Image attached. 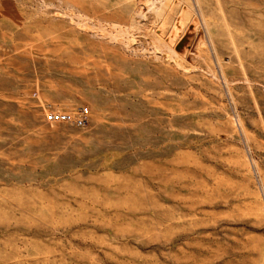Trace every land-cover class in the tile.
<instances>
[{"label":"rangeland","instance_id":"1","mask_svg":"<svg viewBox=\"0 0 264 264\" xmlns=\"http://www.w3.org/2000/svg\"><path fill=\"white\" fill-rule=\"evenodd\" d=\"M0 264H264V0H0Z\"/></svg>","mask_w":264,"mask_h":264},{"label":"built area","instance_id":"2","mask_svg":"<svg viewBox=\"0 0 264 264\" xmlns=\"http://www.w3.org/2000/svg\"><path fill=\"white\" fill-rule=\"evenodd\" d=\"M87 121L86 118V109L85 108H80L77 114V117L75 118V123L79 126L85 125Z\"/></svg>","mask_w":264,"mask_h":264}]
</instances>
